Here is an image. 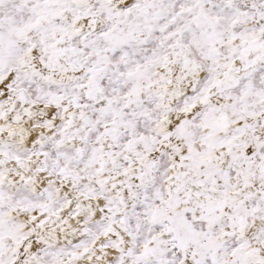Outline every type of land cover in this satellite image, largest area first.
<instances>
[{"label":"snow or ice","instance_id":"1","mask_svg":"<svg viewBox=\"0 0 264 264\" xmlns=\"http://www.w3.org/2000/svg\"><path fill=\"white\" fill-rule=\"evenodd\" d=\"M0 264H264V0H0Z\"/></svg>","mask_w":264,"mask_h":264}]
</instances>
